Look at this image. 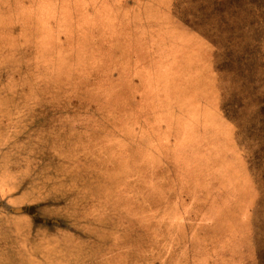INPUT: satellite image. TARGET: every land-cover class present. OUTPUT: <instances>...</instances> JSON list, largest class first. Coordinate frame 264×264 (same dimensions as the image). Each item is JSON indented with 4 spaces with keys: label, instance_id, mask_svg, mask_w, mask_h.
<instances>
[{
    "label": "rangeland",
    "instance_id": "obj_1",
    "mask_svg": "<svg viewBox=\"0 0 264 264\" xmlns=\"http://www.w3.org/2000/svg\"><path fill=\"white\" fill-rule=\"evenodd\" d=\"M79 8L0 0V264H264V0H176L212 82Z\"/></svg>",
    "mask_w": 264,
    "mask_h": 264
},
{
    "label": "crops",
    "instance_id": "obj_2",
    "mask_svg": "<svg viewBox=\"0 0 264 264\" xmlns=\"http://www.w3.org/2000/svg\"><path fill=\"white\" fill-rule=\"evenodd\" d=\"M77 2L80 6L81 26L92 29L91 26L94 24L100 26L107 24L108 28L101 36L105 41L107 40L109 45L85 48L128 50V44H133L131 45L133 48L146 50L150 48L148 45L152 44L153 55L157 54V58H161L166 55L167 51H172L173 57L176 58V60L173 58L174 63L179 66L182 64L178 57L180 51L191 53L196 50L199 58L190 64L191 68L201 70L204 82L205 80L212 82L214 78L216 79L212 45L177 17L174 11L176 0H77ZM100 21H102L101 24H99ZM88 23L92 25L89 26ZM188 77L174 73L170 79L188 81ZM200 103L203 111H214L221 123L231 128L230 123L220 117L221 113L218 111L220 109L215 106V101L209 104L202 99ZM1 184L0 181V186ZM9 187L2 186V190L5 199L12 201L13 188Z\"/></svg>",
    "mask_w": 264,
    "mask_h": 264
}]
</instances>
